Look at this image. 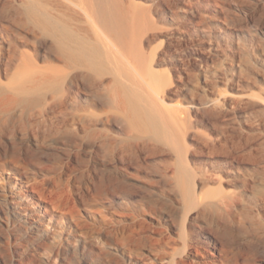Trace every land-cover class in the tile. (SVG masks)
<instances>
[{
  "label": "rangeland",
  "instance_id": "obj_1",
  "mask_svg": "<svg viewBox=\"0 0 264 264\" xmlns=\"http://www.w3.org/2000/svg\"><path fill=\"white\" fill-rule=\"evenodd\" d=\"M113 1L126 67L0 0V264H264V0Z\"/></svg>",
  "mask_w": 264,
  "mask_h": 264
},
{
  "label": "bare ground",
  "instance_id": "obj_2",
  "mask_svg": "<svg viewBox=\"0 0 264 264\" xmlns=\"http://www.w3.org/2000/svg\"><path fill=\"white\" fill-rule=\"evenodd\" d=\"M53 1H54L53 4L50 3V4H52L51 9H46V15H45L46 18L45 19H47L48 23L52 24L53 26L55 25L56 27H59V29L61 28L62 31L64 32L63 36H62V41H61L62 42V49L61 50H62V54L64 56V60H66L67 62L73 63V61L75 62V60H77V59L79 60V58H81V56H83L85 54V56L86 55L89 56V57L86 56L88 58L92 59V57H93V59H95V61H98L101 58L102 61L105 60L107 62H116L117 63L118 61L120 62V60H121L124 62V63L122 62L123 64L126 63L125 67L128 64H131V65L133 64V61H131L132 60L131 54L129 56V54H127L126 52L123 51L126 48V47H124L125 45L123 46V44H122V46L124 48L122 46H121L122 47L121 48L120 47L121 44L119 46H117L119 43L117 45L113 44V43H116V41L118 39H120V38L123 39V35L120 36V34H124V36H125V32H123L124 31L123 28H122V33H120L121 32L120 30H119L120 32L117 31L118 27H120L121 25L118 26L117 24L118 23L120 24V22H118V23L116 22V20H118L119 18L117 15L118 14L117 10L115 8L117 5L116 3H114L115 1H113V0H103V1L100 0L101 2H103V3H101V2L100 3L103 5V7L106 11L104 16H106V14H107L111 17L110 18L109 16H107L110 18V20L113 18L114 19V20L112 19L113 22L114 21L116 22V23L115 22L114 23H115V25H117L116 26L117 30H114V31L118 32L117 33L118 35H116L118 37V39L116 40L114 38V40H116L114 42H113V36H111V34H112L111 31H113L114 28L112 29L111 27H109L110 25L112 26L113 22H111V24L109 23L108 24L109 26H108L105 23L103 24V22L101 23L99 21L100 18H99V20L96 19V17H97L96 15H95L96 17L94 18L93 15L91 14V12L94 13L93 12L94 8L92 9L91 12H89L91 9H89V11H88V9H85L82 5H79L80 2H78V1H77V3L74 0H53ZM82 1L83 0H81V4H82ZM83 3H84V1H83ZM84 5H85V3H84ZM79 7H80V10L81 9L84 10L83 12L86 15L87 19H86V22L85 21H83V22H85L86 24H83L82 19L80 18L79 13H81V11L78 9ZM100 7L102 8L101 5H100ZM117 8H118V6H117ZM95 11L99 12L100 9H99V11L98 10H95ZM105 11H103V13ZM99 13H101V12H99ZM104 16L102 17V15H101L102 18H104ZM120 40H119V42H120ZM123 40H125V39H123ZM122 41L120 43H122ZM100 43H102L105 46V51L99 45ZM129 52L130 51H128V53ZM125 53L129 56V58H128V56H126ZM95 57H99V58L96 60ZM98 62H100V60ZM95 64H96V62H95ZM101 64H103V63H101ZM119 64H121V63H119ZM119 64H116V65L118 66ZM123 64H121V65L123 66ZM107 65H109V64H106L105 66H107ZM113 66H115V65H113ZM117 68L114 69V71L117 70ZM122 68L120 67L118 69L121 71V70H123ZM110 70H112V69H110ZM117 71L115 73H117ZM120 71H118V73ZM107 88H109V87L107 86ZM109 90H110V88H109ZM153 121H156V120L153 119ZM156 124H158V123H156ZM156 124H155V126H156ZM158 125L160 126V123ZM158 125L156 127H159ZM0 203H1V206L4 208L5 204H4V200L2 198L0 199ZM213 203L207 202V205H205L206 221L209 225L215 224V218H214L215 216L213 214L214 213V204ZM0 212H1V210H0ZM240 224L242 225V222H240ZM236 225L238 226L237 228L239 231H240L241 227H242L241 230H243V229L246 230L244 226L238 225V223Z\"/></svg>",
  "mask_w": 264,
  "mask_h": 264
}]
</instances>
